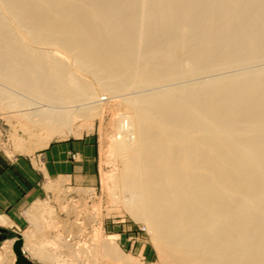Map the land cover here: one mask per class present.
I'll list each match as a JSON object with an SVG mask.
<instances>
[{
    "label": "bare ground",
    "instance_id": "obj_1",
    "mask_svg": "<svg viewBox=\"0 0 264 264\" xmlns=\"http://www.w3.org/2000/svg\"><path fill=\"white\" fill-rule=\"evenodd\" d=\"M5 98L42 147L126 101L116 192L164 264H264V0H0Z\"/></svg>",
    "mask_w": 264,
    "mask_h": 264
},
{
    "label": "rangeland",
    "instance_id": "obj_2",
    "mask_svg": "<svg viewBox=\"0 0 264 264\" xmlns=\"http://www.w3.org/2000/svg\"><path fill=\"white\" fill-rule=\"evenodd\" d=\"M85 76L102 96L106 94L89 73ZM120 99H106L109 100L106 107L94 118L76 117L70 125L73 131L68 136L54 138L45 147L40 146L42 136H29L21 130L23 123L27 126L28 122L7 107L8 98L3 102L0 100V165L36 156L54 142L82 138L94 142L98 163V179L93 186H75L65 180L54 182L22 210L18 227L14 230L5 228L8 236L0 242V264H16L13 247L18 238L23 239L24 253L33 264H49L41 260L44 255L60 258L61 264H89V250L95 238H112L117 242L126 256L122 262L113 260L114 264H164L147 222L136 219L121 196H117L116 181L122 160L114 148L119 135L114 121L132 113L128 103ZM77 131L81 133L78 135ZM5 242L11 244V252L2 250Z\"/></svg>",
    "mask_w": 264,
    "mask_h": 264
},
{
    "label": "crops",
    "instance_id": "obj_3",
    "mask_svg": "<svg viewBox=\"0 0 264 264\" xmlns=\"http://www.w3.org/2000/svg\"><path fill=\"white\" fill-rule=\"evenodd\" d=\"M97 179L96 146L89 138L54 142L36 156L0 165V227H18L22 210L54 182L90 187Z\"/></svg>",
    "mask_w": 264,
    "mask_h": 264
},
{
    "label": "water",
    "instance_id": "obj_4",
    "mask_svg": "<svg viewBox=\"0 0 264 264\" xmlns=\"http://www.w3.org/2000/svg\"><path fill=\"white\" fill-rule=\"evenodd\" d=\"M7 230L5 228L0 227V241L2 239H4L7 236ZM21 246H22V239L19 238L16 242H15V246L14 249L17 253L18 256V264H32V262L30 260H28V258L24 257L22 250H21Z\"/></svg>",
    "mask_w": 264,
    "mask_h": 264
}]
</instances>
